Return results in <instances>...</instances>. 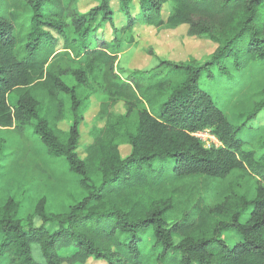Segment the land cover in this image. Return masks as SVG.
Wrapping results in <instances>:
<instances>
[{
  "label": "trees",
  "instance_id": "1",
  "mask_svg": "<svg viewBox=\"0 0 264 264\" xmlns=\"http://www.w3.org/2000/svg\"><path fill=\"white\" fill-rule=\"evenodd\" d=\"M78 2L0 0V129L31 130L85 193L61 213L48 212L40 198L23 215L7 199L0 264H264V160L240 138L264 99L235 125L200 88L203 76L230 78L229 61L236 72L264 65V0H98L85 13ZM136 26H187L189 37L215 49L203 63L160 61L150 70L120 69V76L121 36ZM60 56L77 68H47ZM70 74L73 86L63 81ZM91 93L105 97L97 112L103 125L91 128L80 157ZM61 94L70 100V118ZM206 130L219 146L194 136ZM121 146L129 149L124 156ZM8 156L0 153L3 175ZM225 231L240 243L228 247Z\"/></svg>",
  "mask_w": 264,
  "mask_h": 264
},
{
  "label": "rangeland",
  "instance_id": "2",
  "mask_svg": "<svg viewBox=\"0 0 264 264\" xmlns=\"http://www.w3.org/2000/svg\"><path fill=\"white\" fill-rule=\"evenodd\" d=\"M98 0H79L78 9L85 13L97 5ZM113 9H116V2L113 1ZM169 7L165 6L163 19L168 15ZM117 26H119L116 19ZM187 26H180L176 29H162L159 31L145 26H136L131 34H122V41L127 48L124 53L118 56L116 63L117 73L125 71H144L154 68L160 61L184 62L195 61L203 63L215 49V45L205 38H194L187 35ZM104 37L113 39L112 30L106 26ZM131 39V40H130ZM57 51L61 49V42L55 45ZM70 67L76 69L77 64L65 57H56L47 65ZM229 77L215 73V80L206 76L201 78L200 88L207 91L213 98L215 104L223 111L228 121L239 125L246 119L247 113L254 109V106L264 99V65L251 64L248 69L236 72L231 62L227 63ZM63 81L69 85H75L74 77L66 75ZM88 108L84 114V120L79 126L80 140L77 153L84 156V148L90 144L91 128L101 127L103 123L97 119L98 105L105 97L90 94ZM66 115L71 117L70 100L61 94ZM14 96L9 95L10 104L14 101ZM115 112H123L122 104L115 107ZM66 127V125H62ZM201 142L205 147L212 145L219 146L218 141L210 131L201 132ZM240 138L247 141L246 150L255 152L257 160H264V109L257 118L248 122ZM42 146L31 130H27L25 135L16 134L11 129H0V153H7L9 164L7 174L0 173V206L7 199L14 198L19 204V208L31 214L36 201L45 198L46 210L52 213H61L78 201L85 193L78 186V176L70 173L65 162L52 159L46 155ZM124 156L129 152L127 146L120 147ZM99 178H95L98 183ZM40 222L33 220V225L38 226ZM221 239L228 245L234 247L240 243V236L232 231L221 233ZM1 263V261H0ZM88 264H103L101 262L89 261Z\"/></svg>",
  "mask_w": 264,
  "mask_h": 264
},
{
  "label": "built area",
  "instance_id": "3",
  "mask_svg": "<svg viewBox=\"0 0 264 264\" xmlns=\"http://www.w3.org/2000/svg\"><path fill=\"white\" fill-rule=\"evenodd\" d=\"M201 134H202V133H196V134H194V136H195L196 138H201V137H200Z\"/></svg>",
  "mask_w": 264,
  "mask_h": 264
}]
</instances>
